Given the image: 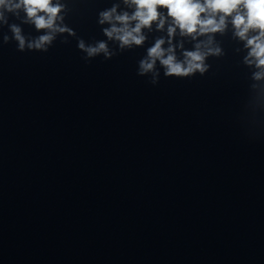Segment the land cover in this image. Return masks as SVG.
Segmentation results:
<instances>
[{"label": "water", "instance_id": "1", "mask_svg": "<svg viewBox=\"0 0 264 264\" xmlns=\"http://www.w3.org/2000/svg\"><path fill=\"white\" fill-rule=\"evenodd\" d=\"M53 2L73 34L46 51L28 48L48 30L23 10L0 22V264H264V78L231 17L196 39L169 37L167 18L122 48L99 14L134 5ZM158 39L180 61L198 44L220 54L203 74L165 76L157 60L139 75Z\"/></svg>", "mask_w": 264, "mask_h": 264}, {"label": "clouds", "instance_id": "2", "mask_svg": "<svg viewBox=\"0 0 264 264\" xmlns=\"http://www.w3.org/2000/svg\"><path fill=\"white\" fill-rule=\"evenodd\" d=\"M124 2L135 6L131 15L127 12L117 15L115 7L99 14L100 24L108 22L111 25L103 29L104 34L109 39L118 40L122 48L131 44L142 45L145 37L137 35L141 33L142 28H150L153 22H158L157 28L162 29L167 18L172 20L168 27L169 37H172L178 28L181 35H189L196 39L194 34L204 35L223 31L226 27V18L231 17V23L236 30L235 35L245 41L244 46L248 49L245 62L254 63L260 70L254 73L255 79L264 78V0H124ZM158 8L166 9V16L159 12ZM62 9L63 5L59 2L54 3L53 0H0V22L8 24L5 13L16 15L19 10H23L27 17L25 23L34 24L38 31L48 30L35 41L29 42L28 48L46 51L45 45L51 44L54 39L52 33L73 34L67 27H59L56 24L58 19L63 20L60 15ZM132 21H135L134 27L131 25ZM8 26L22 51L26 41L21 34V28L16 24ZM8 39V36L4 37L5 42ZM164 43L163 39H158L147 50V58L141 60L139 64V75L152 71L157 60L165 68V76L188 77L197 71L203 74L207 70V65L203 63L206 56L220 54L219 48L209 49L204 53L200 51L198 44L195 51H186L185 59L180 61L177 60L172 47L167 49L162 47ZM78 47L89 57L100 52L109 55L107 45L103 41L98 42L96 46L88 47L80 41Z\"/></svg>", "mask_w": 264, "mask_h": 264}]
</instances>
